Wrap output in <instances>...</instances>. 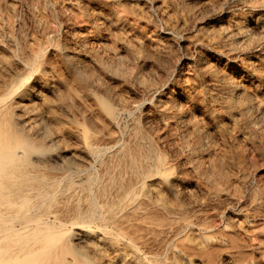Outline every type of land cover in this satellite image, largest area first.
Instances as JSON below:
<instances>
[{
	"label": "bare ground",
	"instance_id": "1",
	"mask_svg": "<svg viewBox=\"0 0 264 264\" xmlns=\"http://www.w3.org/2000/svg\"><path fill=\"white\" fill-rule=\"evenodd\" d=\"M81 1L69 0L68 7L80 6ZM209 1L207 0L208 3ZM252 3L250 4L253 5ZM259 3L263 4L261 1ZM12 5L9 0H0V264H264V220L258 216L259 198L250 195L247 203L244 202L245 205L240 206L235 216L227 215V219L223 221L218 216L219 210L216 209L218 207L215 208L213 206L215 203H212L213 205L210 203L211 200H220L219 198L223 196L228 204L239 201L243 194L241 190L245 187L241 189L240 185L233 183L232 176L228 173L230 167L229 170L226 169L228 167L225 164L226 156L222 158L216 149L220 148L217 146L215 148L214 143L211 144L205 138L206 134L201 130L203 125L200 127L194 115L192 117L186 115L183 107L186 104L182 105L179 102L180 98L186 97L185 90L169 89L162 98L156 99L152 96L149 102L145 99L140 101L125 99L115 93L114 88H110L113 83L111 86V83H108L110 86L108 87L104 78L99 76L102 73L111 77L110 66H114L112 62L118 56L109 44L102 41L96 29H81L90 21L83 24L84 20H81L78 22V28H73L63 34L62 39H57L60 32L57 38L51 35L52 27L44 25L41 20L46 17L44 14L45 17H37L36 24L42 29L40 37L34 35L36 31L35 33L32 31L33 35L27 36L26 33L23 34L22 31L17 33L16 28L14 29V18L18 14L13 13ZM111 5H106L107 11L100 6L85 7L81 13L84 17L96 15L102 23L108 22L111 26L116 24L113 23L116 18L121 21L120 13L123 12L121 8L117 10ZM160 7L163 15L166 7L163 8L164 5ZM65 8L68 9L67 5ZM139 9L142 10L140 7ZM37 10L34 11L35 15L38 14ZM130 10L136 12L138 8L135 10L132 6ZM260 10L250 9L247 14L228 18L226 26H219V29L221 28L219 39L221 36H237L246 47L251 46L250 49L253 50L257 45H252L254 42L251 41L255 36L251 37L253 31L251 33L249 31L264 28V12ZM144 13L143 17L147 16ZM80 15L78 12V17ZM83 16L81 17L84 18ZM166 16L169 19L170 16L167 14ZM73 18L72 20H76ZM125 18L127 19L126 16ZM20 20L22 21V17ZM135 21H128V25L131 27L136 25ZM52 24L54 25V22ZM27 27L26 31L30 29ZM117 31L115 34L119 35V32L121 35V32ZM145 32L143 31L144 35ZM115 34L113 32V35ZM143 36L140 37L143 39ZM132 37L128 42H126L128 38H123V41L126 39V43L133 45L136 43L141 47L143 40L148 36L146 35L143 40L140 38L141 42L133 41L134 38H139L136 35L134 37L133 34ZM148 39L151 42L155 40L154 37ZM227 39L226 44L235 40L233 38L232 42L227 43ZM158 40L156 39L154 43ZM124 45L127 46L125 43ZM154 47L158 48L159 45ZM238 47L242 48L239 45ZM127 49L130 50L129 47H126ZM159 49L157 50L160 52ZM154 50L156 51L155 48ZM155 51H152V54L157 52ZM157 54L161 55V52ZM160 55H156V60ZM149 57H152L151 54ZM153 57L155 59V56ZM248 66L252 68L251 70L255 69L256 73L259 70L253 63H248ZM126 67L124 68H129ZM121 68L125 71L122 66ZM208 70L210 71V68ZM211 72L213 75V71ZM214 76L212 89L219 92L222 90L220 94L216 93L214 96L220 109L230 117L234 125L242 120L246 123L250 112L249 103L255 105L252 102L253 98L249 99L245 91L242 92V87V93L238 96L230 93L231 86L235 84L230 75ZM142 77L143 74L138 80L140 86L144 89L151 86V83ZM117 80L120 82V79ZM210 80L205 82L209 83ZM254 83L253 87L258 89L259 86ZM117 85L115 84L116 88ZM154 85L156 83L152 86ZM240 85L243 86L239 83ZM249 87L248 85V89ZM210 97L213 98L211 95ZM189 99L191 101V98ZM255 100L257 109L260 100ZM142 107L146 109V116L155 118V123L157 122L155 129L150 128L152 124L149 127L141 125L133 116L134 111ZM142 112L144 114L145 110ZM125 114L132 117L133 124L130 128L120 124ZM144 119L148 121L147 118ZM151 120L149 119L150 122ZM152 123L155 124L154 121ZM252 126L249 124L247 129L250 127L251 131ZM253 130L256 133L257 130ZM240 131L244 130L240 127ZM252 135L249 133V136ZM254 137H257L258 141V136ZM261 141L258 143L261 144ZM166 145L172 151L167 150ZM240 161L246 163L244 160ZM234 163L236 164L233 161ZM241 175L242 178L243 173ZM195 188L201 190L200 197L196 194L198 192L194 190ZM240 202L242 204V201Z\"/></svg>",
	"mask_w": 264,
	"mask_h": 264
},
{
	"label": "rangeland",
	"instance_id": "2",
	"mask_svg": "<svg viewBox=\"0 0 264 264\" xmlns=\"http://www.w3.org/2000/svg\"><path fill=\"white\" fill-rule=\"evenodd\" d=\"M1 1H4V0H1ZM6 1H8V0H6ZM10 1L13 3V5L11 7V9L14 10L13 13L18 14V15H15L14 14L15 15V18H16V19L14 18V29L16 28L15 31L17 30V33L19 31H22L23 34L26 33L27 36L33 35L35 33V31H36L37 33H35L34 35L37 36V37H40L39 34L42 33V29H40V27L36 23H37V19L38 18L45 17V15H46V17L45 18H42L41 20H43V22L45 23L44 25L49 26V28L52 27V28H50V30H52L50 33H51L52 36H55V38H57V34L60 32L58 34L59 38H57V39H62V36H64L69 31H71L73 28L74 29L78 28L77 27L78 26V22H80L81 20L82 21L84 20V22H82L83 24H85V21H86V23L90 21L89 23L83 25L81 29L82 30H85L86 28L88 30L90 28H92L91 30H95L96 29L95 31H97L98 34H100V37L102 38V41L105 42V43H107V44H109L111 46L112 50L117 53V56L118 57L113 60L114 63L112 62V64H114V66L113 65L110 66L111 67V70H112L111 71L112 72L111 77H113V78H111L110 76H108L106 74L103 75L101 72H99V73H101V74H99V76L102 77V78H104L103 80L105 82H107L105 84H107L108 87H110L112 85V83H113L114 87L112 85V87H110V88H114L115 93H118L121 97H123L125 99L127 98L128 100L131 99V101H137V100L140 101V99L141 100L145 99L146 102H149V100L151 98H153V97H155L156 99H157V97L158 98H162L163 95L169 91V89H172L173 91H177V90H180V89L183 88L185 90L186 97L185 98H183V97L180 98L179 99V102L182 105H185L186 104L185 105L186 107L189 105V107L191 108L190 109L189 107L186 108L185 106H183L185 108L186 115H188V116L190 115V117H192V115H194L195 117L194 116L193 117H194V119L196 121H198V124L200 125V127L203 125L201 127L202 128L201 130H203L202 133H205L206 134V135H204L205 138L208 139V141H210L211 144L214 143L213 146L215 148H216V146L220 148V150H218V148H216V149H217V152L220 154V156L222 158H225L224 156H226V158H225V164H226V166H228V167H226V169H228L230 167L229 168L230 170L228 169L230 172L228 171V173L231 174V176H232L231 178H232L233 183L240 185L241 186V189H242V187H245V188H243L241 190L242 193H243V194L242 193L241 194L244 197L242 198V196H241V199H239V201L236 200V201H233L232 203H229L228 204V203H226V200H224V198H223L224 196L223 197H220L219 198L220 200H217V199H213L214 201L211 200V202H210L211 204L212 203L213 204L215 203V205H216V203H217L216 206L213 205V204L212 205L215 208L218 207L216 209L219 210V211L218 210L217 211H218V216H219L220 220L223 221V220L227 219L228 216H233V215L235 216L237 214V210L240 208V206H243V205H245L247 203V201H248L247 198H249L250 195L251 196L252 195H255L257 197V199L259 198L258 199V205H259L258 206V216H260L259 218H262L264 220V203H263L264 202V193H263L264 192V150H263L264 149V142H263L264 141V108H263V106H264L263 105L264 104V77H263L264 76V72H263L264 71L263 70V68H264V61H263L264 60V51H262V50H264V42H263L264 41L263 40L264 32L262 31V30H264V28H261L262 30L261 29L258 30L259 29L258 28V29H254V30H250L249 31L250 33L253 31L250 34V35H252L251 37L255 36V38H253V40L251 41L252 43L253 42L254 43L253 44L251 43V44L252 45H255V44L257 45L253 50H252V48L250 49L251 46L250 47H248V46L246 47V44L245 43H242V40L239 37H238L239 38L238 39L237 36H235V37L234 36L233 37L232 36H230V37H222L221 36V38L219 39V37H220L219 35L221 33V28L219 29V26L220 27L226 26V23H227L226 21H227L228 18H230V17L231 18H234V17H237V15L239 16V15L247 14V13L250 12L249 11L250 9L251 10H254V9L260 10L262 8L260 11L261 12H264V0H258V2H257V0H213V1L212 0H210V1L208 0L210 3H208L207 0H164V1L163 0L162 1L161 0H121V2H120V0H113V1L112 0H110V1L105 0L107 2H105L104 0H96V1L95 0H84V1L82 0L81 1L82 2L81 3L82 6L81 5L80 6L71 5L70 7H68L70 4L67 3L69 0L68 1L67 0H30V2H29V0H9V2ZM76 1H78V0H76ZM160 1L164 5L163 8L166 7L165 8V11L163 12V15H162V9H161L162 7H160V6H163V5L159 3ZM253 1H255V3ZM260 1L263 4L259 3ZM65 2H66V5H67V8L68 9L65 8L66 7ZM109 2H111V3H109ZM156 3L157 4H160V6H158ZM165 3L167 5H165ZM250 3H252L254 6L251 5ZM54 4L55 5L57 4L58 7H56L57 5L55 6ZM86 4H88V5H86ZM91 4H93V5H91ZM205 4L207 5V7H206ZM44 5H45V8H44ZM60 5H62L64 7H62ZM106 5L107 6H109V5L113 6L114 5L113 7L117 8V10H120V8H121V10L123 12L124 11L126 12V13L124 12L125 13L124 14L122 11H120V12H122V14H124L123 17H122V14L120 13V16H121L120 17V20H121L120 22H119V20H117V18H116L117 16L114 15L116 19L114 18L115 19V22H113L114 19L112 20V22L113 23H116V24H114L115 26L114 25H111L110 26L108 24V22L102 23L101 20H100V18L97 17L96 15H93L94 18H93L92 15H90L89 17H84L82 15V13H83L82 10H84L83 8H85V7H87V8H97V7L100 6V7H103L106 10V8H107ZM125 5L128 6V8ZM137 5H138V7H137ZM123 6H125L129 10H127L125 7L123 8ZM132 6L134 7L135 10H137V8H138L139 11L138 10L136 11V12H138L137 14H135L136 12L134 10H130V8L132 9ZM37 7H38V10H37ZM139 7L143 11L140 10ZM158 7H160V8H158ZM253 7H255V8H253ZM39 8H40V10H39ZM17 9H18V11H17ZM45 9H47V10H45ZM167 9H168L169 12L166 11ZM36 10H37L38 14L36 13V15H35L34 11L36 12ZM44 10H45V12H44ZM189 10H190V13H189ZM39 11H41L42 13H39ZM81 11H82V13H81ZM144 11H145V13L147 15V16L144 15L145 17H143V15H142L144 13ZM31 12H33L34 15H32L33 13H31ZM78 12H79V15L81 14L79 17H78ZM74 13H75V17H74ZM130 13H132V14L130 15ZM139 13L142 16H140ZM186 13H187V15H185ZM191 13H193V14H191ZM127 14H128V16H127ZM166 14L169 15L171 18L169 17V19H168V17L166 16ZM188 14H189V17H188ZM134 15H135V17H134ZM81 16H83L84 18H82ZM111 16L113 17V15H111ZM125 16L127 17L128 20L125 18ZM21 17H22V21L20 20ZM49 17H51L54 21H52V19L49 18ZM69 17H71V19ZM80 17H81V19H79ZM91 17H92L93 20L91 19ZM32 18H33L34 21L32 20ZM72 18L73 19H76V20H72ZM96 18H97V20H95ZM140 18H141V22L139 23ZM135 19L138 20V21H135ZM45 20H46V22L48 20H51L50 21L51 23L48 21L47 24H46ZM131 20H134L136 22V25H133L132 27H131V25H128V21H131ZM181 21H182V23H181ZM23 22H25V23H23ZM53 22H54V25L52 24ZM72 22L74 23V25H73ZM142 22L145 24V25L143 24L144 26L142 25ZM120 23H122L121 25H123L124 27L123 26L121 27L120 26ZM23 24H25V25H23ZM98 24H100V25H98ZM105 24H106V28H105ZM15 26H17V27H15ZM27 26H29L30 29H28L26 31V28H28ZM33 26H35V27H33ZM36 26L38 28H36ZM54 26H56V27H54ZM18 27L20 29H18ZM59 27H60V30L58 31ZM138 27H139V29L141 31L138 30ZM140 27H142V28H140ZM202 27L205 28V29H203ZM213 27H215V28H213ZM116 28L117 29L119 28L118 31L121 32V35L122 36L120 35V33L117 31ZM132 28L134 29V31H133ZM216 28H218L220 31L218 29H216ZM34 29H36V30H34ZM61 29H64V31L61 30ZM144 29L146 30V32H145ZM149 29H151V31ZM202 29H203V31H202ZM209 29H210V31H208ZM111 30H113L114 34L116 33L115 31H117L120 36L117 35V34H115L117 38L114 37L115 35H113V32ZM126 30H128V32ZM129 30H130V32H129ZM152 30H154L155 32L152 31ZM211 30L213 32H215L214 33V36H213V34H212L213 32ZM217 30L219 31V33H218ZM30 31L31 32L33 31L34 33L33 32L31 33ZM107 31H108V33H107ZM143 31L145 32V35H144ZM63 32H65V33H63ZM151 32L152 33L154 32V33L152 34ZM21 33H19V34H21ZM29 33H31V34H29ZM106 33L107 34H110L111 36H107ZM123 33L124 34L125 33H128V34H125L126 36L124 37L123 36L124 35ZM131 33L134 34V37H135V35H136V37H139L138 39L134 38L133 41H135V40L136 41H139L140 38L143 35H144L143 36V39H145L144 37L147 35L148 37H152V38L154 37V39H155L154 41H156V39L157 40L159 39L158 41H160V42L157 41V42L154 43L153 40H152L153 42H151L148 39V37H146L147 39H145V40H143L141 38V40H143V44H144V45L141 44L140 45L141 47H139V44L136 45V43L134 45L133 44H130V43H126V42L129 41V39L133 38L132 37L133 34H131ZM138 33H139V35H138ZM209 34H210V36H213V38H211L209 36ZM259 34H260V36L257 37ZM118 36L120 38L121 37L122 38L121 39L119 38L120 39L119 40L118 39ZM215 36H217L216 37L217 39L215 38ZM159 37H163V38H159ZM260 37H261V39H259ZM105 38H106V40H105ZM123 38H126V39L128 38V39L125 42L126 39L123 41ZM233 38L236 41H238V42H236ZM256 38H258V39H256ZM160 39H162V40H160ZM163 39H165V40H163ZM208 39H210V40H208ZM222 39H223V41H222ZM225 39H227L226 40L227 43L228 42H232L234 40L233 42H235V44L233 42L226 44L225 43ZM141 40H140V42H141ZM240 40H241V42H240ZM162 41H163V44H162ZM200 41H201V43H200ZM218 41L220 42V44L222 46L219 45V42ZM119 42H120V45H119ZM123 42L127 46H125ZM210 42L214 46L211 45ZM148 43H150V44H148ZM216 43H218V44L216 45ZM237 43H239V44H237ZM129 44H130V46H129ZM156 44H158L159 47L162 46L163 48H160L159 49V47L158 48L154 47V45L155 46H158ZM244 44H245V46H243ZM238 45L241 46L242 48L238 47ZM115 46H117V47H115ZM123 46H125V47H123ZM218 46H220V47H218ZM126 47H129L130 50L129 49L126 50ZM236 47H238V48L236 49ZM116 48H118L117 51H116ZM154 48L156 49L157 52L154 50ZM221 48H224V49H221ZM135 49H136L137 52L135 51ZM139 49H140V52H139ZM149 49H150L151 53H149L150 52ZM157 49L160 50L161 55L160 54H157V53H160ZM161 49H162L163 52L161 51ZM146 51H148L149 54ZM152 51H155L156 53H153L154 54L153 55L152 54ZM230 51H231V53H230ZM128 52L129 53L131 52V53L129 54ZM127 53H128V55H127ZM122 54H123V56H122ZM132 54H134V55L131 56ZM150 54H151L152 57H149ZM155 54L158 55V56L160 55V57L157 58L158 60H156V55ZM142 55H143V57H141ZM153 56H155V59H154ZM133 57H137V58L135 59ZM149 58H150V60H149ZM137 59H138V61H137ZM151 59H152V61H151ZM197 60L198 61L201 60L200 61L201 64ZM138 63L139 64L142 63V64L139 65ZM248 63H253L255 66L257 65L259 67L258 68L259 70L257 71V73L255 72L256 71L255 69L251 70L252 68H249ZM115 64H117L118 67ZM135 64H137V65L135 66ZM120 65L123 68L126 67V66L129 67V68L128 69H125L124 68V70L126 71L125 72V71H123L122 68L120 69V67H121ZM200 65H201V67H199ZM209 65L210 66L212 65V66L209 67ZM241 66H242V68H241ZM244 66H245V68H244ZM203 67H207V68H204L203 69ZM138 68H140L141 70L138 69ZM209 68H210V71L208 70ZM212 68H214V69H212ZM247 68H249V69H247ZM114 69H116V70H114ZM130 71H132V72H130ZM211 71H213V75H212V72ZM222 71H223V73H222ZM225 71L228 72L229 74L226 73ZM121 72H122V74H121ZM141 72L144 75V77L149 81V84L151 83V86H149L148 88H145L147 91L143 87H141L140 84L138 83V80L142 76ZM219 72H220V74H219ZM253 72H255V73H253ZM137 73H139V75ZM207 73H208V75H207ZM215 74H217V75H221V74L224 75L225 74L226 76L227 75L228 76L230 75L231 79H233V81H235V84H233V86H231V90H230L231 91L230 93L234 94V96H238L240 93H242V92L245 91L244 93L246 95H248V98L249 99L250 98H253L252 99L253 100L252 102L255 103V105H251L249 103V110H250V112H249V118L250 119L248 118V120L251 121V122H249L248 120H246V123H245V120L244 121L242 120L241 122L239 121L240 123L238 122L237 124L234 125L233 122L229 119L230 117L225 112H223L222 109H220V106H219L218 102H216L214 100V96H215L216 93L217 94H220L222 92V90H220V92H219V90L212 89L213 88V82H214L213 79L215 77L214 76ZM128 75H130V76H128ZM131 75H132L133 78L131 77ZM201 75L204 76L205 78L204 77L202 78ZM209 76H211V77H209ZM144 77H142V78L144 79ZM114 78H116V79H114ZM236 78L238 80H236ZM117 79H120V82ZM208 80H210V81H209V83L207 82L208 83L207 84L205 81H208ZM115 81H116V83H115ZM148 81L146 83H148ZM155 81H157V82H155ZM122 82H125V83H123L124 85L122 84ZM154 82L156 83V85L152 86L153 84H155ZM252 82L253 83L256 82L254 84H257V87L259 86L258 89H256L255 87H253V83ZM108 83H111L110 86H109ZM239 83L240 84H243V86L242 85L239 86ZM258 83H259V85H258ZM115 84L116 85L118 84L117 85L118 86L117 88L119 90L115 87ZM126 84L127 85H130V86L133 85L134 87L127 86ZM134 84H139V86L138 85H134ZM247 84L250 86L249 87L250 90L248 89V85ZM125 85H126L127 88L124 87ZM235 85L237 86L236 88H235ZM135 86H137V87L135 88ZM251 87H253L254 89L251 88ZM137 88H139V89L136 90ZM116 89H117V91H116ZM120 90H122V91H120ZM125 90L127 92H125ZM134 91H135V93H134ZM187 91H188V93H187ZM162 92H164V93H162ZM210 92H212L213 95ZM124 93H127V95H124ZM128 95L129 96L131 95V97H129ZM150 95H151V97H150ZM210 95L213 96V98L210 97ZM249 95H250V97H249ZM188 97L191 98V101H190V99ZM134 98H135V100H134ZM193 98H196V99H193ZM188 99H189V101H188ZM255 99L260 100V101H258L259 102L258 103V106L259 107L257 109H256L257 104H256V100ZM262 99H263V101H262ZM217 106H219V107H217ZM188 109H190V110H188ZM144 110H145V112H144V114H145L146 113V109H145V107H142V108L134 111L133 116H135V118L138 119V122L141 125H146V126L149 127L152 124L153 126H151L150 128H154L155 129L157 127V122L155 123V121H156L155 118L154 117H151V116L149 117L148 115L146 116V114L144 115L143 112H142ZM218 110H220L221 113H219ZM253 110L255 111V113H252ZM252 114L253 115L255 114L258 117V119H257V117L255 115H254V118H256V119H254ZM144 117L147 118L148 121H146V119H144ZM131 118L132 117L130 115H128V114L127 115L126 114L123 115V117L120 120V124L121 125H124L125 124L126 126H128V128H130L131 125L133 124ZM197 118H198V120H197ZM149 119L150 120L152 119L151 121L152 122L154 121L155 124H153L152 122H150ZM140 120H142V122ZM199 120L201 122H199ZM254 120H257V121H254ZM143 122H145V123H143ZM147 122H150V124H148ZM252 122L254 123V126H252L253 125ZM256 122H258V123H256ZM247 123H249L250 126H252L253 129H255V131L257 130L256 133L254 132V130L252 129V127H251V129H252L251 131H250V127L247 129V126H249V124H247ZM241 125H244V126H241ZM236 126L239 129L238 128L236 129ZM256 126L258 127V129H257ZM240 127L244 131H240ZM261 128H263V129L261 130ZM237 130H239V131H237ZM245 132H247L248 135L245 134ZM257 132H258V134H257ZM242 133H244V134H242ZM249 133H250V135H252L251 133H253L252 137L249 136ZM158 134H161V133L158 132ZM254 136H258V141H261L262 140L261 142L263 143V145H261L262 143L260 144V142L258 143L257 137H254ZM254 139H256V141ZM257 143H258V145H257ZM165 148L167 150L170 149L169 151H172V149L171 148H168L167 145L165 146ZM222 151L224 153H222ZM244 155H245V157H244ZM227 156H230L232 158L227 157ZM242 157H243V159H241ZM226 159L227 160H230V161L232 160V161L229 162ZM240 160H244L246 163H244L243 161H240ZM233 161L236 162V164L235 163L233 164ZM228 162L229 163H232V164H229ZM243 165H245V167ZM233 166L235 167L234 169H233ZM231 167H232V169H231ZM236 169L237 170L239 169L240 171L239 170L237 171ZM233 172H235V173L232 174ZM237 172H238V174L236 175ZM239 172L240 173L241 172L243 173V177L242 178H241V176H242L241 174L242 173L240 174ZM234 175L236 176V178H235ZM233 176H234V178H233ZM237 176H240V178L237 177ZM240 179H242V180H240ZM244 180H245V183H244ZM194 190H196V192H198V193H196V192L195 193L200 197V194H201L200 191L201 190L200 189H197V188H195ZM247 191H248V193H247ZM244 193H245V195H244ZM246 194L248 195V197H247ZM261 199H262V202H261ZM240 201H242V204H241ZM222 202H224V205L222 204ZM244 202H245V204H244ZM211 204H209V205H211ZM224 215H225L226 218L224 217Z\"/></svg>",
	"mask_w": 264,
	"mask_h": 264
}]
</instances>
